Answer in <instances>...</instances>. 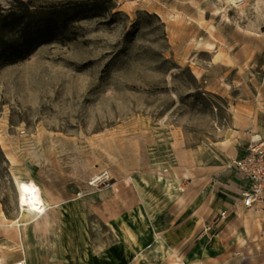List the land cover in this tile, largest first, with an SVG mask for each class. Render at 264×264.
<instances>
[{
    "label": "rangeland",
    "instance_id": "obj_1",
    "mask_svg": "<svg viewBox=\"0 0 264 264\" xmlns=\"http://www.w3.org/2000/svg\"><path fill=\"white\" fill-rule=\"evenodd\" d=\"M94 1L0 59V264H164L148 245L189 218L225 246L211 264H264V211L229 187L242 119L264 124V0H0V13ZM13 174L47 202L20 225ZM131 214L155 230L125 262Z\"/></svg>",
    "mask_w": 264,
    "mask_h": 264
},
{
    "label": "crops",
    "instance_id": "obj_2",
    "mask_svg": "<svg viewBox=\"0 0 264 264\" xmlns=\"http://www.w3.org/2000/svg\"><path fill=\"white\" fill-rule=\"evenodd\" d=\"M242 122H243V126L241 127V130L239 129V131L246 135V137H245L246 138V144H247L250 136L253 134H258V135L264 137V124L259 123V121L256 119V116H253V115L244 116V118L242 119ZM245 151H246V146H245L244 150L242 151V153L238 154L237 157L242 156L245 153ZM234 175H235V179L231 180L229 187L234 189L233 192H235V194H238L237 199L239 200V192L242 188L247 186V181H246V179H244L243 177H241L237 173H234ZM229 204H231V209L233 210V212L236 213L237 211L234 208L236 205L235 201L234 202L232 201ZM247 210L258 214L259 212L264 211V208H259V209L250 208ZM129 217L130 218L125 219V225H126L125 229L127 232H128V230L131 231L130 236H128L129 237L128 240L130 243L125 242V247H124V252H123V255H124L123 258L125 259V262H126V260L127 261H133V259H135V257H137L136 251H138V250H134L133 246H136V247L138 246L137 248L141 252L143 247L148 242V239L150 237H152L151 235H153L154 230H155L153 227H150L148 224L145 225L143 219H141L142 217L140 218L139 216H136L134 214H131V216L129 215ZM112 223L115 225L116 229H119L118 228V226H119L118 222L112 221ZM231 223L232 222H226L225 228H228L229 224H231ZM108 226H109L110 230L114 231L113 227H111L109 224H108ZM205 226H206V224L204 222L201 226L197 227L196 224L194 223V220L192 218H189L188 220H186L182 223L176 224L175 226H173L169 229H166L162 232L160 231L159 233L155 234L154 242L161 240L162 246H165L168 248L170 246L172 248V251L170 253V254H172V256H175L176 259L179 258L180 260H183V261L187 262L188 264H211L208 261V257H211L213 251L216 250L217 248H219V246H220V248H225V246L223 245V243H221V241L217 245V243H216L217 240L213 239V236L210 237L209 240H205V241L200 240L199 241L198 238H201L204 236L202 233V229ZM252 228L253 227H251L250 223L239 221L237 224H235V229H233V228L232 229L233 230L240 229V231H242L243 238H245V237L247 238V236H246L247 233H245V232H246V230H249ZM214 244H215V247L217 246V248L214 247ZM183 245H188L189 246L188 249L180 250L181 246H183ZM193 245L195 246L194 249H192ZM151 250L149 249V253ZM164 250L167 252L166 249H164ZM222 252L223 251H220V253H222ZM142 256H145V255L143 254ZM145 258H147V257H145ZM20 260H22L25 263L26 259L18 257L16 259H14L13 261L17 262ZM146 261H147L146 259H144V260L142 259L141 264H147Z\"/></svg>",
    "mask_w": 264,
    "mask_h": 264
},
{
    "label": "trees",
    "instance_id": "obj_3",
    "mask_svg": "<svg viewBox=\"0 0 264 264\" xmlns=\"http://www.w3.org/2000/svg\"><path fill=\"white\" fill-rule=\"evenodd\" d=\"M94 3L95 1L88 7L75 4L67 9L58 10L54 6L30 8L29 4L22 2V8L19 11L10 10L5 15L0 13V59L10 53H22L23 48L28 50L32 45L36 46L45 42L55 28L52 23L58 15L80 18L82 13L94 10ZM15 28H17L18 35L8 39L7 31Z\"/></svg>",
    "mask_w": 264,
    "mask_h": 264
},
{
    "label": "built area",
    "instance_id": "obj_4",
    "mask_svg": "<svg viewBox=\"0 0 264 264\" xmlns=\"http://www.w3.org/2000/svg\"><path fill=\"white\" fill-rule=\"evenodd\" d=\"M229 167L247 181V186L239 192V203L246 209L264 208V137L251 135L245 153L232 159ZM101 177H97L95 181ZM225 213V210L222 211L221 216ZM12 264H22V261Z\"/></svg>",
    "mask_w": 264,
    "mask_h": 264
},
{
    "label": "bare ground",
    "instance_id": "obj_5",
    "mask_svg": "<svg viewBox=\"0 0 264 264\" xmlns=\"http://www.w3.org/2000/svg\"><path fill=\"white\" fill-rule=\"evenodd\" d=\"M13 182L15 184V191L17 195V206L20 210L19 217L14 222L20 225V219H35L39 214L43 215L46 212L47 202L44 197L41 186L33 178H22L17 174H13ZM152 246V245H148ZM153 253L158 254L162 263L169 264L166 260L168 254L162 246V241H155L152 250ZM174 264H188L179 258Z\"/></svg>",
    "mask_w": 264,
    "mask_h": 264
}]
</instances>
